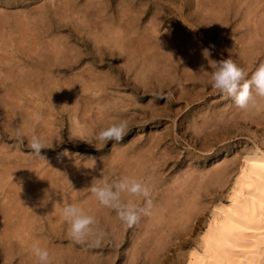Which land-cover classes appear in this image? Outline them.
<instances>
[{"label": "bare ground", "instance_id": "6f19581e", "mask_svg": "<svg viewBox=\"0 0 264 264\" xmlns=\"http://www.w3.org/2000/svg\"><path fill=\"white\" fill-rule=\"evenodd\" d=\"M148 1L150 0H146L147 5L145 4H144L145 6L142 5L143 7L141 8V10H138V12H135L136 9L134 11L133 4L135 3H132L133 2L132 0H118V1L115 0L116 3L113 5L110 4L111 3L110 0H57L56 4L55 3L53 4L54 0H52V4L47 3V0H46V3H42L40 7L38 6L39 8L37 10H31L28 13L21 12L20 10L13 11V12H7L6 9H5L6 11L0 12V62L2 61L4 62V59L7 60L6 65L5 63L3 66L0 65V71H2V74L3 72H5L4 76L5 78H7V80H9L8 81L9 85L3 88L2 86H4L7 83V81L5 78H4L5 80L3 79L1 80L0 78V83H2L0 85V114H2L3 117L5 116L6 121H7V126L11 124L12 128H10L9 131L12 133V130L14 128L16 129L19 128V129H22L23 132L27 134L28 138L33 133H35L43 137L46 141L52 140L51 141L52 146L47 147L45 149H51L58 145L55 141L59 135V132L57 131L60 128L57 127V129L58 128L59 129L56 130L55 126H54L55 129L52 127L53 119L52 120L46 119L45 114L43 115L42 113V110L44 108L40 110L39 108H37L39 106H36L35 104L32 105L30 103V102H33V99H31L27 95V93L29 92L30 94L31 91L25 90L28 87L30 88L29 86L30 83H28L30 81L33 82V84H35L36 89L37 87L42 88V86H47V87L51 86L49 88H52L55 90V92L53 90V96L54 98H56V102L54 104H51L52 106L49 104L51 114L55 110V112L57 114H60V117H61L63 115V111H66L67 109L70 110V108L72 109V112L69 115L70 123L68 127V132H69L70 137L72 136V138L75 139L73 144L75 143L77 144V146L79 143L76 141H82L81 143L82 146L87 145V143L84 141L87 140L88 142V139L90 138L93 132H96L99 128L106 126L111 121L115 119H119V117H117L111 120L110 117H108L109 114H111L108 112V108L115 105V104H112V102L110 101H105V105L103 104L102 108H100L99 110L100 114L98 116L92 118L90 117V115H87L85 117L87 109L89 107L87 102L88 101L91 102V100H93L94 98H91V100H88L87 95L83 96L82 92H86L88 90L87 88H89L90 90H93L92 92L93 94H95L96 91L100 90L101 88H104L106 86V83L111 82L110 81L111 78L105 77L104 75L101 76L102 83L100 84V82L98 81L100 79L99 75L102 72L101 73L99 72V75L97 73L93 74L92 69L89 67L86 69H90L87 71L88 73H91V74L86 76V78H83L82 71H81L83 69L80 70L81 71L80 73H75L74 71H72L75 65L80 64L78 63V61L81 58L80 50L72 51V46L70 45L73 44V46H75L74 42L70 45L65 44L64 39L61 38V35L63 37L65 34L64 35L61 34L59 35V37L58 35H56L57 37H54V36L49 37V39L47 38L48 41L47 40L44 41L42 38L48 28V26L47 28L45 27L46 25L43 28L44 22H46L47 20L48 21L51 20V17L53 16H55L57 19L56 20L53 17L57 21L56 22L57 26L67 28L68 29L67 31L72 33L73 36L75 35L77 38L82 40V42L85 45H87L88 48H91L92 51H90V53L94 56V58H97L100 61V64L105 59L106 56L107 57L108 56L110 57V55L114 56L116 54L115 49H117L118 55L122 54V57L124 58V61H125L124 63H126L128 69L130 68L132 69V66H135L137 58L139 57V59L142 61L140 62L141 65L139 66V68L137 67L138 76L136 78L138 82L141 84V90L143 93H146L148 90H151L149 89V87H147L148 78H150V75L154 74V76H156L155 74H157V75L163 76L162 74H164L163 77L164 79H166L165 76H168V75H165V74L169 73L168 71L171 68H174L173 67L174 62L176 64L180 60H184L187 70H191L195 68L194 69L195 71L196 67H198V69L200 70L201 65H203L205 70H208L209 65L207 61L208 59H212L210 57V54H211L210 50H212L213 53H215V55L217 56V57L215 56V58L213 57L212 60H220V59H224L223 57L227 58L228 56H232L235 62L239 66L244 68L246 71H248V69H250L253 66L254 60L258 56L260 58L262 57L261 59L264 60V0H180L181 3L183 2V4L187 6L188 11H189L187 14H182V11L179 6L177 8H172L171 6H169L168 8L164 9L162 6H158L156 4L157 6L155 8L152 7L153 8L151 10L152 13L150 12V17H149L151 19L150 23L148 22L149 24H147V27H145L146 25L144 26V28L140 27L141 30H139L138 28L141 25V23L138 26L137 25L138 23H136V20H137V17H139V15L142 12L149 11L150 7L148 4ZM155 1L156 3H159L161 5L162 4L169 5L170 3H172V0H155ZM9 3L7 5H9ZM39 3L41 2H38V4ZM30 5L31 4H29V6ZM139 6H141V4ZM19 8L21 9V7ZM169 10L174 12V18H173L174 22L172 21V23L174 24L179 23L180 26L178 25L177 26L180 28L172 31L171 30L172 26H170L171 24L170 25L168 24L167 30L165 28L163 29L161 25L162 31L164 30L165 32L159 33L158 26L161 22L164 21V18H168ZM191 15L196 16L197 19L202 23L201 32L199 31L198 33H196V31H198L200 27L197 25L196 20L191 22L188 19L189 16ZM231 16L234 17L233 18L234 21L236 20V26L235 28L233 27L234 28L233 31L234 33L235 32L239 33V35L237 36V39H234V41L237 40L236 43L238 42L239 44L240 42V44L236 46V44L232 45L230 43V45H228V43L223 44L219 42L221 43L220 45L214 46L213 43L208 42L206 46H208V48L210 49L209 50L210 54L207 58H205L202 54V51L206 49L204 48L205 46H203L205 39L206 40L213 39L217 31V30L215 31V29H218L219 33L222 34L220 35L223 36V32H225L226 26L229 24L228 20L230 19ZM46 18L47 20L44 21V19ZM145 18L146 17H144V19ZM49 22L52 23V20ZM66 42H70V41L67 40ZM8 47H10V49ZM104 48L105 50L109 48L111 49L108 50V53H105L104 52L105 50L102 51ZM199 55H200V59L198 57ZM109 57H108V60H109ZM86 59L87 58H85L84 60ZM20 62H21V65H20ZM137 62H139V60ZM24 63L30 64L33 67V69L32 70L23 69L22 64L26 65ZM62 69L66 73L61 72L63 74L59 75L60 74L59 70H62ZM50 70H54L56 71V73L50 72ZM123 70H124V67H123ZM202 73L204 74V76L208 77L207 73L203 71H199V74L202 75ZM91 81H93V85L89 84V82ZM131 84H133V82ZM121 86H124V85H121ZM117 88H119V86H117ZM48 92L49 91L47 90V93ZM129 94H132V93H129ZM96 97L97 98L95 99H98L97 100L98 102L102 99L99 95H97ZM79 99H81V102L79 101ZM48 101L50 102L51 100L48 99ZM153 106L151 110L154 109ZM226 107L225 109H228L227 104H226ZM232 109H234L233 110L234 112H232L233 115L231 116L233 117V120L239 117L241 118L248 117L252 119V118L258 117L261 109L263 111V108L249 109L248 111H242V110L235 108L233 104H232ZM119 111L116 109L112 113H116L120 116L121 112L119 113ZM89 112H91L90 109H89ZM210 112H213V111H210ZM157 113H158V109H157ZM232 113H230L229 115H231ZM37 114L40 117L39 120L34 119V115H37ZM163 114L167 115V113H163ZM211 115L213 116L214 114H211ZM222 115H220V117ZM145 117H146L145 114H143L142 118L145 119ZM218 117L217 119L219 120ZM9 118L11 121L9 120ZM207 118L209 119V117ZM221 118L224 119L225 117H221ZM123 119H126V118H123ZM86 120L88 121V123L86 122ZM229 120L230 118L228 119V121ZM129 122L130 121H128V123ZM258 122H260V119L258 120ZM263 122L261 123L264 124ZM234 123L235 122L233 121L232 124ZM243 123H246V122H243ZM3 124H4V120H3ZM193 124H196L195 121ZM222 124H226V122H223ZM215 125L216 124H214L213 126L217 128L218 125L216 126ZM216 128L214 129L216 130ZM195 129L201 130V126H195ZM202 129L204 128L202 127ZM211 129L212 128H209V130ZM5 130H8V129H5ZM10 132L8 133L11 134ZM9 134L7 135L4 133L3 135L12 136ZM159 134L161 135V133ZM135 135L137 134L135 133ZM152 139H154V137ZM64 140H66V138ZM92 144L96 147L101 145V143L97 141ZM121 145L119 144L120 147ZM123 145H126V142ZM114 147L116 146L114 145ZM4 148H2V145H0V199H1L0 212L3 211V213L1 214L3 216V222H2L3 224H1L0 222V224L3 227V230H2L3 237H2L1 245L4 248H6L8 251H13L16 249L17 250L21 249L22 251L26 248V252L24 253L26 257H24L22 264H37V258L34 256V254L31 251L33 243H38L41 247L46 248L49 253V261L54 260L55 263L56 261H61L60 264H66L67 261L64 263V259H68L70 257L72 258L73 256H75V253H73V250L71 249L58 250L57 248H54L50 242L52 238H57L59 240H62L63 238L68 237L67 231L65 232L63 231L64 227L67 228V222L65 221V219L63 218L60 212V207L63 204H58V203L61 201L63 202L66 201L68 203L77 204L85 213L92 215L96 221L95 224H99L101 228L108 227V229H110L111 231L112 230L111 228L116 226L118 218L116 217L115 213H113V211L110 208L99 204L95 196L90 192L88 187L90 186L92 181L88 182L87 179L84 180L83 178V180L78 183L76 187V191L74 192L76 193V195L74 196L79 197L77 201L73 200L74 197L73 198L71 196L67 197L68 195L66 196V191H65L66 189L64 188L65 187L64 185L67 183L66 180L64 179L65 177H63L65 170L66 171L76 170L78 172L77 176L85 177L91 172H93L94 170H99L100 167H105L104 163H102L100 159H96L97 157L96 158L85 157L83 155L85 159L83 160L81 158L77 159L74 156V159L72 157L73 162H70L72 160L71 158L70 160L67 156L59 155L52 161V163H45L44 160L41 159V157L33 159L32 158L34 156L33 155L32 157H30L32 159L29 160V159H26V157L23 158V156L21 155L9 153L10 152L8 150L9 146L7 147V150L9 152H7V150ZM151 148H152V144L145 145V143L140 144L139 146L137 145L136 149L134 147H130V150H128V149H123L121 147L120 149L122 150H119L117 152L115 151L116 153L114 152L115 154L113 155L111 159H109V161L106 159L108 161V165L106 164L107 165L106 167H124L122 168L123 171L120 172L119 170L118 177L132 176V177L137 178L138 176H140V174L138 175V173L142 172L143 168L146 166V163H148L149 159L151 158L149 154ZM16 152L17 151H15V153ZM44 157L46 158L45 154H44ZM75 159H77V161H74ZM92 159L95 161V164L93 167H92V163H93ZM154 160L155 159H153V161ZM225 162L223 164H220V166L215 165L216 167L214 166H213L214 168L211 167L213 169H209V170L207 169L205 173L201 174L200 172L199 177L200 176L201 177L200 179H198L199 180L198 183H195V184L191 181V179H189V176L192 177V174L187 175L189 172L187 173V171L183 170L187 173V174L185 173L186 177L184 175L182 176L181 174L180 175L177 174L179 175L177 176L175 173L176 177L174 176L173 179L176 178V180L174 181L177 184L174 183L175 187L173 189L168 188L169 191L166 190L168 191L167 194L164 197L161 196L163 197L162 200H160L162 201L161 204L159 203V206L153 209L149 214L151 216V219L148 218V221H149L148 225H152L154 228L153 229L151 228L152 231H150V229L146 227L147 229H145V231L143 232L144 237L139 240V244L142 248H144V245H146L148 241L150 242L149 245L145 246V252H147V255L149 256L150 263L156 264L159 260H161V257H162L161 254H163V251H167L168 246L171 243V239L169 237L167 238V236H170L171 233H173L170 231L173 230L174 227L176 228V230L178 229L177 227H179V229L186 228L187 229L186 233H182L181 232L182 230L180 231L182 235L190 233L192 226L195 224V220L197 219V214H202L204 217L207 218V221L202 224L199 222L200 224L197 225V230H196L197 236L194 240H191V241L185 240L186 242H183V244L187 245L186 247L188 248L186 251H184L181 254V258H179L180 262H182L183 264H263L264 263V146L262 147L258 144H255L253 145L251 149L244 151L238 158L234 157L233 159H230L229 162L227 159V161ZM147 165L149 166V164ZM157 166H158L157 168H159V166L161 165H157ZM36 167H40V169L42 168V170L38 171ZM35 172L38 173V176H36L37 178L33 176ZM156 174H157V171H156ZM11 175H17V176L20 175L22 177H15L14 179H11ZM141 176H144V175H141ZM171 177H173V174H171ZM178 177L179 179L181 177L183 178L185 177V179L182 182H180L181 180L178 181ZM138 178L141 179L140 177ZM160 178L161 179L159 180L161 183L162 181H164L162 180L164 178H162V175ZM155 180H158V178H156ZM170 182H172V179L170 180ZM164 183L166 182L164 181ZM168 184L172 185L173 182L172 184L168 182ZM160 186H162V184ZM225 187H228L225 200L220 196L212 195V191L213 192L216 191L217 188H218L217 190L222 191V189ZM46 192L48 193L50 200L47 203L46 201L43 202V208L41 209L46 208V211L49 210V212L45 213L46 214L45 217L47 221L49 222V225L52 226L51 228H53L52 229L53 231L50 233V228H49L48 232L46 229L43 234V231L40 229H43L44 227L39 229L35 225V222L36 220L39 219L41 213L39 214V217H37L38 216L37 212L36 213L30 212L29 210L30 208L28 207V201L30 200L29 197H32V195L35 193H36V196L37 194H39L44 199V195ZM67 193H70V192L68 191ZM153 194H154V191H153ZM203 195H206L205 200H202ZM129 198L130 197L128 194L126 193L121 194V200L126 201ZM159 198H160V195H159ZM131 199L134 200L135 197H131ZM206 211L208 212V216L206 215ZM116 228H119V227H116ZM36 230H39L40 232V234H38L40 235V238H39L40 240L35 238V236L37 235L36 233H39ZM165 230H168V232H166ZM113 232L114 231H112V233ZM106 233L108 232L106 231ZM94 234L95 233L93 232V234L89 237L91 241L95 237ZM110 235L111 234H109V236ZM176 235H177L176 237L179 236L178 234ZM13 237H15L16 240H14ZM118 238L120 237H119V234L117 233L115 234V242L118 240ZM137 238L138 237L136 236V239ZM78 247H81V246H78ZM126 248H129V246ZM93 249H94V246H93ZM132 253H135V252H132ZM90 254L94 257L92 250ZM129 255H130V252H129ZM93 257L87 259L85 263L94 264L100 258V257L98 258L97 256L96 257L98 259L93 258ZM133 257H134V254H133ZM133 257L131 256V261L132 260L134 261L135 257L134 258ZM145 257H146V254H145ZM128 259L126 260L128 261ZM136 259H138V257ZM144 260H146V258ZM83 261L84 260H82L81 262Z\"/></svg>", "mask_w": 264, "mask_h": 264}, {"label": "rangeland", "instance_id": "374dc122", "mask_svg": "<svg viewBox=\"0 0 264 264\" xmlns=\"http://www.w3.org/2000/svg\"><path fill=\"white\" fill-rule=\"evenodd\" d=\"M9 1H10V3H9ZM132 1H133L132 3H135V4H133L134 11L136 9L135 12H138V10H141V8L143 6L147 5L146 0H142L144 2H142L141 0L140 1L139 0H132ZM154 1L155 0L148 1L149 7H150L149 11L148 12H146V11L145 12H142L141 14H143V15L140 14L139 17H137V20H138V21L136 20V23H138L137 25L139 26L140 23H141V25L138 28L139 30H141L140 27H143L144 28L145 25H146L145 27H147V24L150 23V20H151L149 18L150 17V12L152 13L151 10L153 8H155L157 5L158 6H162L164 9L165 8H168L169 6H171L172 8H177L179 6L180 9H181V11H182V14H187L189 12L187 6L185 4H183V2L181 3L180 0H172V3H170L169 5H166V4H164V5L162 4L161 5L159 3H156V1L155 2ZM38 2H41V3H39L40 5L38 4ZM110 2H111L110 3L111 5H113V4L116 3L115 0H110ZM8 3H9V5H7ZM42 3H46V0H43V1L42 0H8V1L7 0H0V7H1L0 8V12L6 11V10H7V12H13V11L20 10L21 12L28 13L31 10H37L42 5ZM47 3H51L52 4V0H47ZM54 3L56 4L57 3V0H54L53 4ZM29 4H31V5L29 6ZM33 4H34V6H33ZM140 4H141V6H139ZM153 4H155V5H153ZM19 7H21V9ZM32 7H34V8H32ZM30 8H32V9H30ZM148 14H149V16H148ZM53 17L56 19L55 16H53ZM53 17H51L52 23L49 22L51 20L48 21L47 18L44 19V21L45 20H47V21L44 22L43 28H44L45 25H46L45 27L47 28V26H48V28H47V31L43 35L42 38H43L44 41H46V40L48 41L49 37H53V36L54 37H57L56 35H58V37H59V35H61V34L64 35L65 34L63 37L61 35V38L64 39L65 44L70 45V44H72L74 42V45L75 46H73V44L70 45V46H72V51L80 50L81 51L80 52V57L81 58L78 61V63H80V64L75 65V67L73 68L72 71H74L75 73H80L82 71L83 78H86V76H88V75L91 74V73H88V71H87V70H90V69H86V68H89V67L92 69V71H93L92 73L93 74L94 73L95 74L97 73L99 75V72L100 73L102 72L99 75L100 76V79H99L98 82H100V84L102 83V79H101L102 77L101 76L104 75L105 77L111 78V80H110L111 82L106 83V86L104 88H101L100 90L96 91L97 94L96 93L93 94V92H92L93 90H90L89 88H87L88 90L86 92H82V95L83 96L87 95L88 100H91V98H94L93 100H91V102H89V101L87 102L89 107L87 109V112H86L85 117L87 115H90V117H92V118L98 116L100 114L99 113L100 108H102L103 104L105 105V101H110V102H112V104H115V105H113L110 108H108V112L111 113L112 116H113L112 117L111 114H109L108 117H110L111 120H113L114 118H117V117H119V119L126 118L124 120H126L127 123H128V121H130L128 123L127 133L123 137L124 139H122L120 141L109 140L107 143H105V144H102L101 143L100 146H97L96 147V146H94L92 144V143H95L96 142L94 140V138H93L95 132H93L92 135L90 136V138L88 139V142H87V140L84 141V142L87 143V145L82 146L81 145L82 141H76V142L79 143L78 146H77V144H75V143L73 144V142L75 141V139H73L72 136L70 137L69 132H68V127H69V123H70V121H69V115L72 112V109L70 108L71 111L69 109H67L66 111H63V115L61 117H60V114H57L55 112V110L51 114V111H50V107L49 106L51 104H54L56 102V98H54V96H53V90L54 89L49 88L51 86H48V87L47 86H42L43 89L40 88V87H37V89H36L35 88V84H33V82H31V81L28 82V83H30L29 84L30 88L28 87L25 90H30L31 91L30 94H29V92L27 93V95L31 99H33V102H30V103L32 105L35 104L36 106H39L37 108H39L40 110H42L44 108L42 110V113H43V115L45 114L46 119H49V120H52L53 119L52 120V122H53L52 127L54 129L56 127V130H58L60 128L57 131V132H59V135H58V137H57V139L55 141L58 145L56 147H54V148H51V149L42 148L40 150V154H41V156L44 159L42 157H41V159L44 160L45 163H52V161L56 157H58L59 155L60 156H62V155L67 156L69 159L70 158L72 159V157L74 159V156H75V158H77V159L81 158L82 160L85 159V157H90V158H96L97 157L96 159H100L102 161V163H104V165H105V167H100L99 170H94L93 172H91L90 174H88L85 177L77 176V173L78 172L76 170H74V171H66L65 170L63 177H65L64 179L67 182L64 185L65 186L64 188L66 189L65 190L66 191V196L68 195L67 197H69V196H71L72 198L74 197L73 198L74 201H77L79 199L78 196L77 197L74 196V195H76V193H74V192L76 191V187H77L78 183L81 182L83 180V178H84V180L87 179L88 182H91L93 180V178H99L100 176H108L110 180L111 179L119 178L118 177L119 170H120V172L123 171L122 168H124V167H106V166L108 165L109 159H111L113 157V155L117 151L122 150V149H120L121 147L123 149L130 150V147H134L136 149V146L137 145L139 146L140 144H143V143H145V145L146 144L147 145L148 144H152V148L150 149V152H149L151 158L149 159L148 163H146V166L142 170V172H144V173H142V172L138 173V175L140 174V176H138V177L141 178L140 180H142L143 182L146 181L145 183L149 187H151L150 188L151 189V200H152V206H151V209H150V212H151L153 209H155V208H157V206H159V203L161 204L162 201H160V200H162V198L167 194V192L169 191L168 188H172L173 189L175 187V184H177L174 181V180H176V178L173 179L174 176H175V173H176V175L177 174H179V175L181 174L182 176L184 175L186 177V175H185L186 172L185 171H187V173L189 172L188 174L187 173L186 174L187 175H191L192 174V177L189 176V179H191V181L195 184V183H198V181H199L198 179H200V177H201V176L199 177L200 172L202 174V173H205L207 171V169L209 170V169H213L216 166H220V164H223L225 161H227V159H228V162H229V160L230 159H233L234 157L238 158L244 151L251 149L253 147V145H255V144H258V145H260L262 147L264 146V127H263L264 124L261 123V122L264 121V116H263V114H264V108H263V111H262V109L260 110V113H259L258 117H255V118H252V119L251 118H248V117L247 118H241V117H239V118H236V119L233 120V117H231V116L233 115L232 112H234L233 111L234 109H232V102H231L230 98H226V97L220 95L216 90L212 89L209 86V84H208V77L204 76L203 73H202V75L199 74V71L200 70L198 69V67H196V70L198 69L199 71L198 70L197 71L196 70L194 71L195 68H193L191 70H187V67H186V64H185V61L184 60H180L179 62H177L176 63L177 65L174 62L173 67L175 68V70H174V68H171L168 71L169 73L165 74V75H168V76H165L166 79H164V77H163L164 74H162L163 76L157 75V74H155L156 76H154V74H151L150 75V78H148V84L149 85L147 84V87H149V89H151V90H148L146 93H143L142 90H141V84L138 82V80L136 78L138 76V74H137V71H138L137 67L139 68V66L141 65L140 62L142 61V60L139 59V57L137 58V61L139 60V62L136 61L135 66H132V69L130 68L131 69L130 70V69L127 68L126 63H124L125 61H124V58L122 57V54L121 55H118L117 54V49H115L116 50V52H115L116 54L114 53L115 54L114 56L113 55H110V57L108 56L109 57V60H108V57L106 56L107 55L106 54L105 56L107 58L105 57V59L100 64V61L97 58H94V56L90 53V51H92L91 48H88V46L85 45L82 42V40H80L79 38H77L75 35L73 36L72 33H70L69 31H67L68 30L67 28L57 26L56 25L57 24L56 23L57 22L56 21L57 19L55 20ZM144 17H146V18L144 19ZM168 18H164V21L159 24V26H160V27L158 26L159 33H164L165 32L164 30L162 31L161 25H162V28L163 29L165 28L167 30L168 24L169 25L171 24L170 26H172L171 27V30L172 31L180 28V27H178V26H180L179 23H175V24L172 23V21L174 22V20H173V18H174V12L173 11H170V10L168 11ZM233 18L234 17L231 16L230 19L228 20V23L229 24L227 23L228 25L226 26V29H228V30L225 29V32H223V36H221L222 34L219 33L218 29H215V31L217 30L216 33H215V37L213 39H210V40H206L205 39L204 44H203V46H205L204 48L210 50L208 48V46H206V44L208 42L213 43L214 46L220 45L221 43H223V44L224 43H228V45H230V43H231L232 45L233 44H236V46H238L240 44V42H239V44H238V42L236 43L237 40L234 41V39H237V36L239 35V33L238 32H235L234 33V31H233L234 28H235V26H236V20L234 21ZM166 19H168L169 21L166 20ZM188 19L191 22H193V21L196 20L197 25L200 27V29L198 31H196V33H198L199 31L200 32L202 31V29H201L202 28V23L197 19L196 16L191 15V16H189ZM165 24H167V25H165ZM230 26L232 28L233 27L234 28L232 29ZM58 28H59V30H58ZM48 30H50L51 32L48 31ZM52 31H54V32H52ZM58 32H59V34H58ZM224 34H225V36H224ZM46 35H47V37H46ZM66 35H67V37H66ZM228 36H229V38H228ZM218 37H220V38H218ZM219 39H221V40H219ZM67 40L70 41V42H66ZM219 42H221V43H219ZM76 44H77V46H76ZM83 46H84V48H83ZM77 47H79V48H77ZM8 48L10 49V47H8ZM110 49L111 48L105 50V48H104L102 51L105 50L104 52L105 53H108V50H110ZM210 52H211V54H210ZM210 52H209L210 57L212 59H213V57L215 58V56H216L215 53H213L212 50H210ZM198 57L200 59V55ZM85 58H87V59L84 60ZM223 58H225V57H223ZM261 58L258 56L256 59L260 62V61H262ZM256 59L254 60L253 66L250 69H248V72H250V70L253 69V67L258 62ZM28 61H30V60H28ZM4 63H5V65L7 64V60L6 59H4V62L3 61L0 62V65L3 66ZM24 64H26V63H24ZM20 65H21V62H20ZM29 65L30 64H26V65H23L22 64L23 69H25V70H28V69L32 70L33 67L31 65L30 66ZM86 65H87V67H86ZM76 66H77V68H76ZM95 67H97V68H95ZM123 67H124V70H123ZM133 67H134V69H133ZM177 67H178V69H177ZM190 67H191V65H190ZM84 68L86 69V71H85ZM183 68H185V69H183ZM81 69H83V70H81ZM98 69H100V70H98ZM118 70H120V71H118ZM0 72H1L0 73V76L3 77V78L0 77L1 80L2 79L3 80L6 79V81H7V83L4 86H2L3 88H5V87H7L9 85V82H8L9 80H7V78H5V76H4L5 75V72H3V74H2V71H0ZM50 72H55L56 73V71H54V70H50ZM59 72H60L59 75H61V74H63L61 72H64V71L62 69V70H59ZM64 73H66V72H64ZM175 73H176V75H175ZM178 75L179 76L182 75L181 77H183L184 79L181 78V77H179ZM129 76H131L132 78L129 77ZM161 81H162V83H161ZM132 82H133V84H131ZM1 84L2 83H0V85ZM89 84L90 85H93V81L89 82ZM116 85L119 86L120 89L117 88ZM121 85H124V86H121ZM181 88L183 89V91H182ZM47 90L49 91L48 93H47ZM39 91H40V93H39ZM88 91H89V93H88ZM99 91L100 92L102 91L101 94H100ZM42 92H43V94H42ZM54 92H55V90H54ZM122 92L124 93V95H123ZM91 93H92V95H91ZM129 93H132L133 95L132 94H129ZM40 94H42V95H40ZM44 94H45V96H44ZM119 94H121V95H119ZM97 95H99L102 98L99 102L97 101L98 99H95V98H97L96 97ZM134 96H135V98H134ZM44 97L47 98V99H45ZM128 97H129V99H128ZM122 98H124V99H122ZM42 99L45 100V101H43ZM48 99L51 100V101L49 102ZM79 101L81 102V99H79ZM228 102H229V104H228ZM128 103H130V104H128ZM131 103H132V105H131ZM133 103H135V104H133ZM148 103H149V105H148ZM226 104L228 106V109H225ZM117 105H118V107H117ZM122 106H124V107H122ZM152 106L154 108L153 110H151ZM89 109H90L91 112H89ZM116 109L118 111L120 110L119 113L121 112L123 114L120 113V116H119L116 113H112ZM157 109H158V113H157ZM210 111H213V112H210ZM224 111H226L228 113H226ZM229 111H230V113H232L231 115H229L230 114ZM46 113H47V115H46ZM48 113H50V114H48ZM151 113H153V114H151ZM163 113H167V115L166 114L164 115ZM218 113L220 115L223 114L221 117H225V118L224 119L221 118ZM143 114H145V116H146L145 119L142 118V115ZM211 114H214V115L212 116ZM47 116H49V117H47ZM206 116L209 117V119ZM214 116H216V117H214ZM228 116L230 118L229 121H228V119H229ZM262 116H263V118H262ZM211 117H212V119H211ZM217 117L219 118V120L217 119ZM58 118H60V119H58ZM257 118L260 119V122H258L259 119H257ZM142 119H144V120H142ZM231 119H232V121H231ZM3 120H4V124H3ZM9 120H10V118H9ZM87 120H86V122L88 123ZM131 120H133V121H131ZM55 121H56V123H55ZM194 121H195L196 124H193ZM199 121H201V122H199ZM233 121L235 122L234 124H232ZM204 122H205V124H204ZM223 122H226V124H222ZM243 122H246V123H243ZM1 123H2V125H3L4 128L2 127ZM258 123L260 124V126H259ZM56 124H57V126H56ZM62 124H64V125H62ZM203 124H204L205 127L203 126ZM214 124L218 125L217 128L213 126ZM261 124H262V126H261ZM0 125H1L0 126V145H2V148H4L6 146L4 149L7 150V147L9 146L8 150L10 152L8 150H7V152L21 155V156H23V158L26 157V159H29V160L32 159V158L33 159L38 158L37 156H33V154H31V149L28 148V145L26 143L27 142L26 140L28 139L27 134L25 132H23V133H25L24 134L25 137L23 139V142H21L20 141V138H18L17 137V134H16L17 129L14 128L12 130V133H11L9 130H10V128H12V126H11V124H9L7 126L6 118H5V116L3 117L2 114H0ZM194 125L195 126H201V130L200 129H195V126ZM206 126H208V127H206ZM57 127H59V128L57 129ZM202 127L204 129H202ZM61 128H62V130H61ZM209 128H212V129L209 130ZM214 128H216V130ZM5 129H8V130H5ZM207 130L210 133H208ZM212 131H214L215 133L212 132ZM8 132H10L11 134H9ZM4 133L7 134V135L8 134L9 135H12V136H6V135L4 136L3 135ZM135 133L137 135H135ZM159 133H161V135ZM151 135H152V137H151ZM140 136H142V137H140ZM157 136H158V138H157ZM153 137H154V139H152ZM221 137H222V139H221ZM60 138H61V140H60ZM65 138H66V140H64ZM131 139H132V141H131ZM62 140H64V141H62ZM156 141H157V143H156ZM125 142H126V145H123V144H125ZM18 143L20 144V146H19ZM113 144L116 147H114ZM119 144L120 145L122 144L121 147L119 146ZM153 148H155V149H153ZM13 149L15 151H17V152L15 153V151ZM237 149H238V151H237ZM12 150H13V152H12ZM22 150H23V152H22ZM165 150H167V151H165ZM43 151H44V153H43ZM65 152L68 153V154H65ZM102 153H104V154H102ZM44 154L46 155V158L44 157ZM163 156H164V158H163ZM30 157H32V158H30ZM152 158L155 159L154 160L155 162L153 161ZM157 158H159L160 160L157 159ZM73 159L70 162H73ZM77 159H75L74 161H77ZM147 164H149V166ZM157 165H161V166H159V168H157L158 167ZM147 166L149 167L150 170L148 169ZM211 167H213V168H211ZM33 168H35V167H33ZM36 168H37L38 171H41L42 170V168L40 169V167H36ZM43 168H45V167H43ZM67 168H69V167H67ZM162 168H164L165 171ZM183 170H185V171H183ZM196 170H198L199 173ZM156 171H157V174H156ZM171 174H173V177H171ZM141 175H144V176H141ZM161 175H162V178H164L162 180H164L166 183H164V181H162L160 183V180L159 179H161L160 178ZM179 175H177V176H179ZM33 176L35 178H37L36 176H38V173L35 172L33 174ZM15 177H22V176H20V175H18V176L17 175H11V179H14ZM86 177H88L89 179L86 178ZM138 177H137V179H139ZM142 177L143 178L145 177L146 179L144 178V180H143ZM185 177L184 178L181 177L180 179L178 177V181L181 180L180 182H182L185 179ZM156 178H158V180H155ZM170 178L172 179L173 184H172V182H170V180H171ZM168 179H170V180H168ZM74 182L76 183V185H75ZM94 182L95 181L93 180V183ZM168 182L171 183L172 185L168 184ZM68 183H69V185H68ZM161 184H162V186L165 185V184L166 185L163 186V188H162V186H160ZM67 187H68V189H67ZM217 189H216V191H214L215 193L212 191V195L220 196V197H222L225 200L226 193L228 191V187L223 188L222 191L221 190H217ZM166 190H168V191H166ZM68 191L70 193H67ZM153 191H154V194H153ZM201 192H202V190H201ZM216 192H217V194H216ZM221 192H223V193H221ZM219 193H221L223 196L221 194H219ZM159 195H160V198H159ZM161 196H163V197H161ZM29 198H30V200L28 201V199H27V201H28V207L30 208V209L29 208L28 209L30 210V212H33V213H36L37 212L38 213V216L37 217H39V214L41 213L39 219L36 220L35 225L39 229L42 228V227H44L43 229H40V230L43 231V234H44V232H45L46 229H47V232H48V229L49 228H50V233H51L53 231L52 230L53 228H51L52 226L49 225V222L47 221V219L45 217L46 216L45 213L49 212V210L46 211V208L41 209V208H43V202H45L44 199L39 194H37V196H36V193L33 194L32 197H29ZM205 198H206V195H203L202 196V200H205ZM49 200L50 199H48L46 201V203ZM53 200H54V198H53ZM135 200H137L136 197H135V199L133 201L136 202V203H142V201H140V200H137V201H135ZM0 202H1V199H0ZM63 203H64L63 201L59 202V204H63ZM112 211H113V213H115L114 210H112ZM2 213H3V211L0 212V222H1V224H3L2 223L3 222V216L1 215ZM149 214H147V215H141L140 216V220H138L137 223H135L131 227L125 226V224L123 222H121L119 219H117V224H116V226H114V227L111 228L112 229L111 231H110V229H108V227L107 228L106 227H102L101 228V226L99 224H95V227H94V229H95L94 236L95 237L94 236L93 237L95 239L96 236L99 235V233H100V235H99L100 237H99V243L94 246V249H93V246H90L88 244L91 241L90 238H88V242L86 241L85 243H77V242H74L69 236L63 238L62 240H59L57 238H52V240L50 242H51L52 246L54 248H57L58 250H63V249L64 250H67V249L73 250V253H75V256H73L72 258L70 257L68 259H64V263L67 261L66 264H86L85 263L86 260L93 257L91 255L92 253L90 254L91 250L93 251V254H94V257L93 258L98 259L100 257L97 260L98 262L96 261L94 264H99V263L100 264H103V263L104 264H106V263H108V264H127V263L128 264H132V263L133 264H149L150 263V259H149V256L147 255V252H145V246L149 245L150 242L148 241L146 243V245H144V248H142L140 246V244H139V240L144 237L143 232L145 231V229L149 228L150 231H152L151 228L152 229L154 228L152 225H148V222H149L148 221V218L151 219V216ZM206 215L208 216V212L207 211H206ZM146 217H147V219H146ZM206 221H207V218L206 217H204L202 214H197V219L195 220V224L192 226V229H191L190 233L189 234H184V235H182V233H186V231H187L186 228L185 229H179V227H177L178 229L176 230V228L174 227L173 230L170 231V232H173V233H171L170 236H167V238L169 237L171 239V243L168 246L167 251H163V254H161V256H162L161 257V260H159L156 264H183L182 262H180L179 258H181V254L184 251H186L187 248H188V247H186L187 245L183 244V242L194 240L196 238V236H197V233H196L197 225L200 224V223L201 224L202 223H205ZM1 224H0V237H1L0 238V264H22L24 257H26V255L24 254L26 252V248L24 250H22V251H21V249H18V250L16 249V250H13V251H8L6 248H4L1 245L2 237H3L2 236L3 227H2ZM116 227H119V228H116ZM36 231L39 232V230H36ZM63 231L64 232L67 231V228L64 227L63 228ZM106 231L108 233H106ZM112 231H114L115 233L113 232L114 233L113 234ZM165 231L168 232V230H165ZM101 232L103 233V235L101 234ZM116 232L119 234V237L120 238H118V240L115 242V234H117ZM36 234H37L36 235L37 237L35 236V238L38 239V240H40L39 239L40 238V235H38V234H40V232L39 233H36ZM109 234H111V235L109 236ZM176 234H178L179 236L176 237L177 236ZM187 235H188V237H187ZM189 235L190 236L192 235V236L190 237ZM136 236L138 237L137 239H136ZM174 236H175V238H174ZM193 236H194V238H193ZM109 238L110 239L112 238V239L110 240ZM176 238H178V239H176ZM13 239L16 240L15 237H13ZM94 239H92V240H94ZM133 242H134V244H133ZM74 246H76V247H74ZM78 246H81V247H78ZM128 246H129V248H126ZM184 246H185V248H184ZM79 249H81V250H79ZM143 249H144V251H143ZM181 249H183V250H181ZM129 252H130V255H129ZM132 252H135V253H132ZM133 254H134L135 259H134V261L132 260L133 261L132 262L131 261V256L133 257ZM145 254H146V257H145ZM79 255H81V256H79ZM137 257H138V259H136ZM145 258H146V260H144ZM126 259H128V261ZM82 260H84V261L81 262ZM130 261H131V263H130ZM60 262L61 261H56V263H55L54 260H51L50 261V264H60ZM150 264H152V263H150Z\"/></svg>", "mask_w": 264, "mask_h": 264}, {"label": "clouds", "instance_id": "9594fccd", "mask_svg": "<svg viewBox=\"0 0 264 264\" xmlns=\"http://www.w3.org/2000/svg\"><path fill=\"white\" fill-rule=\"evenodd\" d=\"M202 54L207 58L209 50L204 49ZM207 62L208 70H205L201 65L200 71L207 73L209 86L220 95L230 98L235 108L242 111L264 108V60L257 63L250 72L240 67L232 56L220 60L208 59ZM34 119L39 120V115H34ZM127 130L126 120L115 119L106 126L99 128L94 134V140L102 144L109 140L120 141L126 135ZM16 134L23 142V130L18 128ZM51 141H46L40 135L33 133L27 139V145L31 149V154L42 157L40 150L51 147ZM65 154L67 153L65 152ZM92 161L93 167L95 161L93 159ZM93 180L88 187L90 192L99 204L114 210L118 219L126 226L131 227L137 223L141 215L150 213L152 206L151 189L140 179L132 176H120L110 180L108 176H100L93 178ZM122 193L128 194L130 198L126 201L121 200ZM131 197H136L142 203L134 202ZM49 198L46 192L44 201ZM60 212L67 222V235L77 243L88 241V238L95 231L96 221L94 217L85 213L77 204L66 201L60 207ZM98 243L99 235L89 242L90 246H95ZM31 251L37 258V264H50L49 253L46 248L41 247L38 243H33Z\"/></svg>", "mask_w": 264, "mask_h": 264}, {"label": "water", "instance_id": "95a60500", "mask_svg": "<svg viewBox=\"0 0 264 264\" xmlns=\"http://www.w3.org/2000/svg\"><path fill=\"white\" fill-rule=\"evenodd\" d=\"M264 264V263H263Z\"/></svg>", "mask_w": 264, "mask_h": 264}]
</instances>
